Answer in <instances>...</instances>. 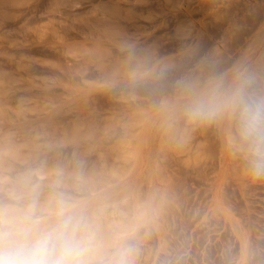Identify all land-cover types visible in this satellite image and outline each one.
I'll return each instance as SVG.
<instances>
[{
  "label": "rangeland",
  "instance_id": "1",
  "mask_svg": "<svg viewBox=\"0 0 264 264\" xmlns=\"http://www.w3.org/2000/svg\"><path fill=\"white\" fill-rule=\"evenodd\" d=\"M2 2L0 216L66 203L85 264H264L238 113L192 114L264 101V0Z\"/></svg>",
  "mask_w": 264,
  "mask_h": 264
},
{
  "label": "clouds",
  "instance_id": "2",
  "mask_svg": "<svg viewBox=\"0 0 264 264\" xmlns=\"http://www.w3.org/2000/svg\"><path fill=\"white\" fill-rule=\"evenodd\" d=\"M222 104L238 113L249 164L256 175L264 174V101L240 92L228 100L212 93L192 106V114L211 117ZM90 246L83 218L64 202L53 219L38 218L31 210L0 216V264H85Z\"/></svg>",
  "mask_w": 264,
  "mask_h": 264
},
{
  "label": "bare ground",
  "instance_id": "3",
  "mask_svg": "<svg viewBox=\"0 0 264 264\" xmlns=\"http://www.w3.org/2000/svg\"><path fill=\"white\" fill-rule=\"evenodd\" d=\"M2 1H9V2H10V1H12V0H2ZM2 1H1L0 3H3ZM5 3H6V2H5ZM132 155H133V154H132ZM128 156H130V155H128Z\"/></svg>",
  "mask_w": 264,
  "mask_h": 264
}]
</instances>
